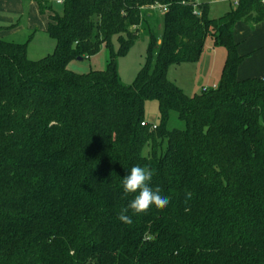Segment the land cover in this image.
<instances>
[{
	"label": "trees",
	"instance_id": "trees-1",
	"mask_svg": "<svg viewBox=\"0 0 264 264\" xmlns=\"http://www.w3.org/2000/svg\"><path fill=\"white\" fill-rule=\"evenodd\" d=\"M63 6L39 3L56 43L46 57L0 40V264H264V79L238 80L234 38L238 23L264 22L263 0L218 19L197 0ZM141 35L145 64L126 86L117 62ZM208 38L227 52L220 81L187 96L168 69L198 62ZM103 45L105 69H68ZM147 101L159 104L156 129ZM172 114L183 129L167 128ZM134 165L151 169L167 207L127 209Z\"/></svg>",
	"mask_w": 264,
	"mask_h": 264
},
{
	"label": "rangeland",
	"instance_id": "rangeland-1",
	"mask_svg": "<svg viewBox=\"0 0 264 264\" xmlns=\"http://www.w3.org/2000/svg\"><path fill=\"white\" fill-rule=\"evenodd\" d=\"M31 1L32 0H23L24 13L22 17L19 16V21L23 26V30L11 37L9 42L17 44L28 43V58L37 61L51 54L55 49L56 43L47 34L41 32H37V34L30 39L31 32L27 27V23L31 13ZM203 2L209 4V16L212 19H218L229 11L236 10L238 7V0H226L224 3H220L218 0H203ZM51 5L54 12L60 15L63 14V5H58L54 2ZM152 10L154 11L155 9ZM235 27V42L239 45L241 50L252 49L264 45V22L254 29L244 23ZM111 45L114 51L118 50V36H113L111 38ZM147 46V37L141 35L128 54L118 59V73L124 85L130 86L134 83L138 73L145 64ZM109 52L110 50L107 46L103 45L99 54L94 57L85 58L82 61L78 59L70 61L68 69L78 74H87L94 70H103L107 66ZM226 56V50L224 48L215 49L211 38H208L205 51L198 62L172 65L168 69L167 77L187 96L199 94L204 88H213L214 84L220 81ZM144 119L146 122L156 126L161 124L160 109L157 101H147L145 103ZM167 128L183 129L184 125L178 120L176 114H172ZM148 151L149 148L145 150V153Z\"/></svg>",
	"mask_w": 264,
	"mask_h": 264
},
{
	"label": "crops",
	"instance_id": "crops-1",
	"mask_svg": "<svg viewBox=\"0 0 264 264\" xmlns=\"http://www.w3.org/2000/svg\"><path fill=\"white\" fill-rule=\"evenodd\" d=\"M197 1L198 3L201 4L202 3L208 4L207 2H203V0H197ZM218 1L220 3H224L226 0H218ZM40 2L48 3L50 5L52 4L50 0L31 1L30 3L31 13L29 15V21L27 23V27L31 32V36L33 37L35 36V34H37V32L46 34L47 26L49 23L48 16L49 14H51V12H47L45 14L40 13L39 11ZM23 13H24L23 0H0V40L9 42L11 37L17 35L21 30H23V26L20 24L19 21L20 20L19 16L22 17ZM241 23L243 22L238 23L236 26H239ZM235 37H236V30L234 34V38ZM238 52L241 56L245 57L243 63L240 65L237 71L238 80H245L249 78L264 79V45H260L255 48L245 49V50H241L238 45ZM218 83L216 82L213 87H216Z\"/></svg>",
	"mask_w": 264,
	"mask_h": 264
},
{
	"label": "clouds",
	"instance_id": "clouds-1",
	"mask_svg": "<svg viewBox=\"0 0 264 264\" xmlns=\"http://www.w3.org/2000/svg\"><path fill=\"white\" fill-rule=\"evenodd\" d=\"M153 172L147 166L134 165L127 169L122 179V190L125 194H133L127 209L134 214H141L151 207H167L170 197L159 187L152 185ZM125 209V211H127ZM118 219L123 223H131V218L122 212Z\"/></svg>",
	"mask_w": 264,
	"mask_h": 264
},
{
	"label": "built area",
	"instance_id": "built-area-1",
	"mask_svg": "<svg viewBox=\"0 0 264 264\" xmlns=\"http://www.w3.org/2000/svg\"><path fill=\"white\" fill-rule=\"evenodd\" d=\"M50 1L52 3L54 2V3L58 4V5H63L64 4V0H50ZM263 2H264V0H263ZM203 91H206V89L204 88ZM146 125H148L146 122L142 123V126H146ZM156 127H157L156 125H153L152 129H156Z\"/></svg>",
	"mask_w": 264,
	"mask_h": 264
},
{
	"label": "water",
	"instance_id": "water-1",
	"mask_svg": "<svg viewBox=\"0 0 264 264\" xmlns=\"http://www.w3.org/2000/svg\"><path fill=\"white\" fill-rule=\"evenodd\" d=\"M78 60H79V61H82V60H83V58H78Z\"/></svg>",
	"mask_w": 264,
	"mask_h": 264
}]
</instances>
